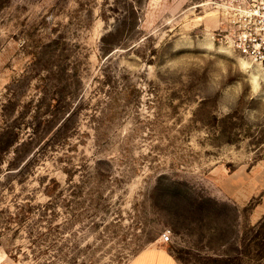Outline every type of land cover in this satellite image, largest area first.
Returning a JSON list of instances; mask_svg holds the SVG:
<instances>
[{
	"label": "rangeland",
	"instance_id": "rangeland-1",
	"mask_svg": "<svg viewBox=\"0 0 264 264\" xmlns=\"http://www.w3.org/2000/svg\"><path fill=\"white\" fill-rule=\"evenodd\" d=\"M262 38L264 0H0V264H264Z\"/></svg>",
	"mask_w": 264,
	"mask_h": 264
},
{
	"label": "crops",
	"instance_id": "crops-1",
	"mask_svg": "<svg viewBox=\"0 0 264 264\" xmlns=\"http://www.w3.org/2000/svg\"><path fill=\"white\" fill-rule=\"evenodd\" d=\"M132 264H176L175 260L167 253L162 244L145 250L139 254Z\"/></svg>",
	"mask_w": 264,
	"mask_h": 264
},
{
	"label": "built area",
	"instance_id": "built-area-1",
	"mask_svg": "<svg viewBox=\"0 0 264 264\" xmlns=\"http://www.w3.org/2000/svg\"><path fill=\"white\" fill-rule=\"evenodd\" d=\"M250 40V39H249ZM257 39H253L252 42H256ZM261 42L258 45V47H254L251 49L250 47V43L246 44V40H244L243 42L239 43V48L242 49V53L245 55H253L255 54V52H257L259 54L260 57V62L264 63V56L261 55V53H264V38H262V40H260ZM171 238V233L170 231H165L162 236H161V240L163 242H169Z\"/></svg>",
	"mask_w": 264,
	"mask_h": 264
},
{
	"label": "trees",
	"instance_id": "trees-1",
	"mask_svg": "<svg viewBox=\"0 0 264 264\" xmlns=\"http://www.w3.org/2000/svg\"><path fill=\"white\" fill-rule=\"evenodd\" d=\"M115 31V30H114ZM113 34H114V32H111V33H109L108 35H106V36H103L102 38H101V47H100V49H101V51L103 52V53H107L108 51H110V47H107V45H109V43H106V41H108V39H110V37H112L113 36Z\"/></svg>",
	"mask_w": 264,
	"mask_h": 264
}]
</instances>
